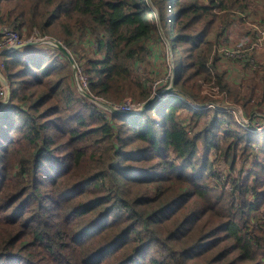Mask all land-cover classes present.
I'll return each mask as SVG.
<instances>
[{
    "label": "trees",
    "instance_id": "1",
    "mask_svg": "<svg viewBox=\"0 0 264 264\" xmlns=\"http://www.w3.org/2000/svg\"><path fill=\"white\" fill-rule=\"evenodd\" d=\"M255 1L150 0L173 33L174 92L136 115L92 106L55 46L0 56L11 89L0 110V264H264V130L188 103L222 104L200 94L211 82L264 120V60L213 56L234 8ZM151 17L148 0H0V27L59 40L88 92L112 104L152 96L133 75ZM237 63L245 76L231 84Z\"/></svg>",
    "mask_w": 264,
    "mask_h": 264
},
{
    "label": "rangeland",
    "instance_id": "2",
    "mask_svg": "<svg viewBox=\"0 0 264 264\" xmlns=\"http://www.w3.org/2000/svg\"><path fill=\"white\" fill-rule=\"evenodd\" d=\"M207 5L209 4L208 0H203ZM255 5L252 2L247 3V6L245 8H234L235 10L232 11L230 17L233 18L234 21H231L230 25L227 27V30L224 32L226 33V36L221 38L217 43H213V56L220 55L224 59H228L229 55H242L244 59L242 61L248 62L253 59H256L257 61L263 62L264 60V42H263V37L259 41H254L251 40V38L255 39V26L257 25H262L264 26V22H262V18L264 15V8L262 6V3L259 2V0H256ZM209 6V5H208ZM148 7L151 10L152 14L155 15V18L151 17L153 24L156 26V30L154 31L152 35V39L148 43L149 47V53L147 59L141 63L137 64L136 67L133 68V75L137 76L140 75L142 79H146L150 82L151 84V98L153 96H159L160 92H163L167 88H171L170 92L168 94L163 95L157 100H165L169 96H171L174 92V88L172 85V82L174 80V75H175V60H174V55H173V49L172 45L170 43V40L168 39L166 33L173 34L172 32H166L165 28L162 27L161 22L159 21V18H157V12H156V7L148 0ZM209 14L214 13L212 9H210ZM172 14L169 11L168 12V20L170 21ZM212 17L209 15L206 19L208 22ZM261 20V21H260ZM175 21L173 20V23ZM259 22V24H257ZM245 27L243 32H241V28ZM193 28H197V25H195ZM208 36L209 37H215V30L213 27H210L208 25ZM259 29H261L259 27ZM166 32V33H165ZM183 32H190V33H195L194 31L187 29L183 30ZM250 32V33H249ZM220 35L223 34L222 32L219 33ZM219 35V36H220ZM263 42V44H262ZM175 47V46H174ZM225 49L226 51L220 52L218 51L219 49ZM225 52V53H224ZM223 53V54H222ZM229 62V61H228ZM232 64V62H230ZM223 68V67H222ZM225 68V64H224ZM233 69H230L228 74H226V79L230 81L231 84H238L241 80L242 77L245 76V71L243 69V66L240 65L239 63L233 64L232 65ZM226 69V68H225ZM243 69V71H242ZM72 81H73V86L74 88L78 91V93H81L80 89L77 87V84L74 82L73 75H72ZM211 82L205 83L201 82V95L204 96V98H209L210 100H215L218 98H223V103L222 104H215L212 102L207 101L205 103V106H201L200 104H195L193 102L188 101V103L192 106L197 108H204L208 109L209 111L216 110L220 112H226L228 116L232 117L233 122L235 125L239 126L240 128H243L238 123L239 119H244L247 120V124L249 125L252 121L253 122V130L254 132H261L264 130L261 129L259 131L256 130V126L259 125H264V120L260 119L257 115L258 113L254 114L252 113L249 118H247L244 114V109L240 107L239 105L236 104H231L229 100L225 97V95L218 94V88L216 86L210 87ZM90 99L91 105L96 107V108H101L106 112H110L108 109H105L102 104H109L115 109L123 110L124 106L129 105L133 110L135 111V107H141L143 105L142 102L139 103H133L131 100L125 98L123 99V103L121 104H112L107 102L104 99L98 98V97H93L89 92H88ZM156 97V98H157ZM156 101V100H155ZM209 102V103H208ZM140 104V105H138ZM211 114V113H209ZM257 118H256V116ZM264 116V115H262ZM247 127V126H245ZM219 167L222 166V161L219 160ZM217 166V167H218ZM224 167V166H223ZM225 170V169H223ZM223 173V172H222ZM226 175V172H225ZM224 176V175H223ZM222 176V177H223ZM227 188H229L227 184Z\"/></svg>",
    "mask_w": 264,
    "mask_h": 264
},
{
    "label": "built area",
    "instance_id": "3",
    "mask_svg": "<svg viewBox=\"0 0 264 264\" xmlns=\"http://www.w3.org/2000/svg\"><path fill=\"white\" fill-rule=\"evenodd\" d=\"M257 24H259V22H257ZM259 27L261 29H259ZM244 29H245V27H242L241 28V32H243ZM254 33H255L256 37H255V39L251 38V40L259 41L261 39V37H263V42H264V26H262L260 24L255 26ZM224 35H226V33ZM0 36H1L0 51L6 49L8 47L21 44V43H23L25 41H33V42L40 41L42 43L49 44V45H52V46H54V42H57V43L61 44V42L59 40H57V39H53V38H50L48 36H37L35 34H33L29 39L23 40V39L20 38V36L16 32L11 30L9 27H5V26L0 27ZM263 42H262V44H263ZM218 51L223 52V51H226V50L221 48ZM229 58L230 59H234L236 62H240L241 61L243 63H246L245 61H242L244 59V57H242V55H231V56L229 55ZM248 62L250 64H254L255 62L259 63L260 61H257L256 59H253V60L248 61ZM73 66H74V70H75V78H76V81H77V83H76L77 87L80 89L81 92L88 93L87 82H86V79H85V77H84V75L82 73L81 68L79 66H77L75 62H74ZM4 96H5V88H4V86L2 84H0V103H1L2 99L4 98ZM138 105H140V104H138ZM135 108H136V110L139 109L138 107H135ZM123 110H133V108H131L129 105H126V106H124ZM238 123L241 126H243L245 129H248L247 120H244L242 118V119L238 120ZM245 126H247V127H245ZM263 128H264V125H262V124L259 125V126H256V130L257 131H259V130H261Z\"/></svg>",
    "mask_w": 264,
    "mask_h": 264
},
{
    "label": "water",
    "instance_id": "4",
    "mask_svg": "<svg viewBox=\"0 0 264 264\" xmlns=\"http://www.w3.org/2000/svg\"><path fill=\"white\" fill-rule=\"evenodd\" d=\"M40 43H42V42H40V41H37V42L25 41V42H23L21 44L14 45V46L8 47V48L0 51V56L8 54V53H11V52H13L15 50H18V49L22 48V47L33 46V45H37V44H40ZM54 46H56L59 50H61L65 54V56L67 57L70 65H71V68H72V75H73L74 82L77 83L76 78H75V70H74V66H73L74 65V61H73V58H72L71 54L69 53V51L63 45H61V44H59L57 42H54ZM0 84H2L4 86V88H5V96H4V98L2 99V101L0 103V110H1L2 108H4L6 106L8 100H9V97H10V93H11L10 86H9L8 82L6 81V79L4 78V76L1 73H0ZM170 90H171V88H167L163 92H160L158 97L157 96H153V98H150L141 107H139V109H137L135 111L134 110H119V109H115L111 105L105 104V103H103L102 106L105 109H108L112 113L125 114V115H136V114L141 113L143 110H145L151 104H153L155 102V100L159 99L160 97H162L165 94H168L170 92ZM79 94L84 96L85 98H89L90 99L89 94L86 93V92H81Z\"/></svg>",
    "mask_w": 264,
    "mask_h": 264
}]
</instances>
